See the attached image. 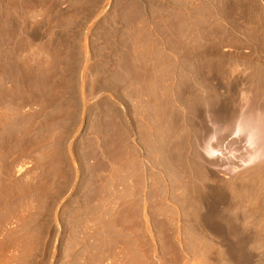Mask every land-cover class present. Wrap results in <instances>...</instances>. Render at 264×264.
Wrapping results in <instances>:
<instances>
[{
	"label": "rangeland",
	"instance_id": "374dc122",
	"mask_svg": "<svg viewBox=\"0 0 264 264\" xmlns=\"http://www.w3.org/2000/svg\"><path fill=\"white\" fill-rule=\"evenodd\" d=\"M249 114L264 0H0V264H264Z\"/></svg>",
	"mask_w": 264,
	"mask_h": 264
},
{
	"label": "bare ground",
	"instance_id": "6f19581e",
	"mask_svg": "<svg viewBox=\"0 0 264 264\" xmlns=\"http://www.w3.org/2000/svg\"><path fill=\"white\" fill-rule=\"evenodd\" d=\"M243 115H240V117H238L232 135L244 136V140H245L244 142L246 146L249 147V152L247 151L248 154L246 156V159L241 162H243L244 165H247L250 162L254 161L255 159L261 157L262 155L264 156V126L262 123H260V122H264V120L262 117L258 115L257 116H253L252 114H249L248 116H243ZM215 134L214 135L211 134L212 139L214 138V136H216ZM211 138L210 141H213L214 139L212 140ZM209 143L210 142L207 141V143L203 148V151L207 157H214L223 153L220 149L214 146L212 147V145H210Z\"/></svg>",
	"mask_w": 264,
	"mask_h": 264
}]
</instances>
